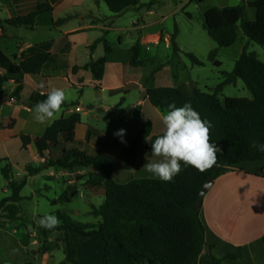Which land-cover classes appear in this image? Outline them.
<instances>
[{"label": "rangeland", "instance_id": "374dc122", "mask_svg": "<svg viewBox=\"0 0 264 264\" xmlns=\"http://www.w3.org/2000/svg\"><path fill=\"white\" fill-rule=\"evenodd\" d=\"M50 1L54 2L56 0ZM139 1L147 6L130 8L120 15H113L105 0H64L59 10L65 9V11L61 13L58 10L61 15L55 22L57 26H60L61 23H58V21L64 19L69 22L63 30L79 26L81 29H77L75 31L76 34L87 32L75 37L74 56L78 65L85 64L89 60L91 47L97 40L107 41L109 46H111L110 43L115 42V50L111 46L113 51L106 58L108 62L120 65L119 67L123 70V75H121L120 79L126 86L122 89L123 91L121 90L123 93L119 94V96L117 94L110 96L109 93L98 92L103 85L114 87L120 84L118 77L115 76L114 80L111 71H109L106 78L104 75V81L102 80L100 83L94 80L90 71L83 70V67L78 71H74V64L70 66L67 61L70 60L68 57L70 46L67 45V39L60 32L47 29L44 26L47 21L45 18L40 20V26L36 32H31L25 28L21 29V33L27 43L33 46L37 43H45L46 49L52 50L54 55H60L61 57L57 60L66 65L64 69H53V67H50L41 75L47 86L50 84L52 87L62 88L66 92V101L68 103L74 104L77 100H83L86 103L82 107L83 110H79V101L75 103L79 106V111H87L88 107L93 106L90 109L94 111L88 116L83 115V121L78 128L79 135L89 129L93 131L92 135L88 134L91 140H87L88 144L86 146L84 142L81 145H77L80 149L86 148L89 155H94L98 153V149H102L119 159L124 148L137 137L138 111L133 106L137 103L139 93L131 91V94L127 95L128 103L125 111L124 109L123 111L121 110L122 107L120 105L121 99L126 96L124 91L135 87L134 82L142 83L145 89L184 85L189 89L194 87L201 91L209 92L214 91L225 81L224 73H232L234 71L235 64L241 57L245 45L249 43L248 39L243 35L240 26H238L236 44L231 48L219 47L210 38L205 28L204 15L208 9L234 7L244 4L247 7L248 20L253 21L254 13L256 14V11L247 5L248 2L246 0H209L203 4H200L199 0ZM89 23L96 26L94 28L95 31L87 27ZM56 25L54 24V27ZM176 31H178L176 43L179 52H175L172 44V37ZM96 33H98L97 36L99 38L89 44L87 49V44L95 39ZM119 38H121L120 42ZM122 40H127L128 43L134 41V45L130 49L122 50L119 48L121 46L118 45V42L122 44ZM137 42L140 43V54L136 62L141 64L139 67H133L131 66L134 57L132 48ZM99 45H103V43L98 44L96 48ZM103 46L99 48L96 56H105ZM248 52L255 53L260 60L264 61V47L249 43ZM188 53L194 54L204 63V66L193 65L187 58ZM58 57L56 56V58ZM63 57L66 60L62 59ZM138 68H142V70L136 71L135 69ZM33 86L35 84L30 81L26 91H22L21 98L18 100L13 99L9 88H6V93L4 94L9 93L7 94L10 97L8 101L15 106L6 105L3 102L4 97L0 96V203L6 198H10L13 194L9 187V182L3 175V169L6 165L11 166L14 181L18 184L23 180L27 181V185L21 192V196L24 198L20 204L22 209L21 220L9 223L2 228L1 223L5 219L0 211V264L65 263L66 246L64 244V233L55 231L44 235V228L39 227L37 221L46 213L57 216V213L60 212L76 222L97 224L100 219L92 216V209L94 207L99 208L105 202V196L102 195L100 189H93L85 185L86 178H84V175L87 172L85 169L67 171L53 168L33 176L28 173V166L41 167L45 160L43 161L41 158V162L39 161L40 155L38 156L35 143L27 150H24L20 136L27 135L35 139L39 138L43 136L45 128L49 126L36 123L33 119V114L19 112L23 104L21 102L22 97L31 101L36 95ZM15 89L16 86H14L13 92ZM223 96L253 98L242 80H238L234 85H227L224 88ZM220 99L223 100V97L220 96ZM100 105L102 107H111L108 109L97 108ZM148 105L149 108L145 110V114L155 116L156 108L151 104ZM30 106L34 108V104ZM74 107L76 106L62 110L56 120L65 117L66 112L76 111L77 108ZM117 107L120 109L119 111L126 112L127 116L131 118L126 126L121 123L120 117L117 115ZM10 118L18 120L14 135L7 130L5 125V121ZM121 130H123V133L118 135ZM159 133V129L155 130V134ZM147 159L155 161L159 158L153 157L151 152L141 146L138 149L136 163L139 167L144 168L143 165L147 163ZM120 170L124 171L125 169L118 164L114 180L124 184L127 181L122 182L118 178L117 172ZM139 170L141 169H137L136 172ZM136 172L134 178H136ZM126 175L128 176V174ZM66 190H68V193L77 190L79 195L71 203L58 202L53 205L54 201H58ZM258 195L257 193L256 199H259ZM247 229L241 227L240 230L242 232ZM252 229V233L245 236L240 234V240L244 241L253 238L254 235L264 230V213ZM25 235L29 236L28 244H25ZM70 240L78 249V260L81 264H108L103 260L104 243L100 239L83 238L73 234L72 239L70 235ZM227 250L226 247L222 246L217 255L223 256V254L230 252ZM261 252H258L256 257L252 258L247 254L245 260L247 264H262L264 253L263 251ZM114 264H125V262L121 256H118Z\"/></svg>", "mask_w": 264, "mask_h": 264}, {"label": "trees", "instance_id": "16d2710c", "mask_svg": "<svg viewBox=\"0 0 264 264\" xmlns=\"http://www.w3.org/2000/svg\"><path fill=\"white\" fill-rule=\"evenodd\" d=\"M209 0H199L203 4ZM113 15H120L130 8L145 7L139 0H105ZM256 11V19H247V7L242 4L234 7L212 8L205 12V28L210 38L221 48H231L238 40V26L249 43L264 47V0L248 3ZM36 13L2 20L0 28L5 25L13 28L24 27L34 30ZM64 20L58 21L63 23ZM178 31L172 37L175 52H179L176 43ZM121 38H119V42ZM103 43L106 55L112 53L113 48L107 41L97 40L91 47ZM247 43L241 57L235 64L232 73H224L225 81L214 91L204 92L187 86L147 89V100L162 112L167 110L170 103L178 107L185 103L200 114L202 119L211 122V141L222 151L218 153V163L212 169L203 173L192 167H184L171 182H163L146 170L136 172V178L128 183L114 180L117 165L125 170L135 168L138 149L145 144V149L151 152V142L157 136H152V124L147 122L141 128L137 137L129 143L119 159L105 152L89 155L77 147L82 142L75 141V130L81 124V115L74 113L68 117L56 120L47 128L43 136L33 140L30 136L21 135L22 147L27 150L32 142L44 159L41 167L28 166L30 175H37L44 170L59 168L67 171L85 169V185L93 189H100L105 196V202L99 208L92 209V216L100 221L97 224L80 223L72 220L63 213H57L62 224L52 230L44 229V235L55 231L64 233L66 246V262L62 264H81L78 260V249L70 240L71 234L83 238H98L104 243L103 260L112 264L114 256L111 243L116 242L120 252L128 258L129 264H194L203 254L205 230L200 220L201 192L208 181H216L228 168L243 163H264V152L252 148L251 142L264 143V61L255 53L248 52ZM134 57L131 66L139 67L136 62L140 54V43L132 48ZM187 58L198 67L204 63L194 54L188 53ZM108 59L106 57L91 61L82 69L90 71L96 82H102ZM220 66V65H217ZM50 67L64 69L65 63L57 60L51 53H40L24 61L15 56L9 57L0 48V69L6 73L0 75V94L6 93V86L14 83L15 91L11 97L20 99L24 90V79L27 75L39 76ZM79 67H74L78 71ZM242 80L253 98L224 97L223 91L227 85H234ZM46 85L45 81H43ZM39 88L35 96L36 102L45 99L40 95ZM223 97V100L220 99ZM34 104V106H35ZM33 106V107H34ZM78 106L65 101L62 110ZM15 121L12 120L8 129L13 130ZM92 135V129L88 130ZM159 136V135H158ZM46 154H48L46 156ZM1 163V161H0ZM3 175L9 182L12 196L0 203V211L5 221L3 228L9 223L21 220V202L24 198L21 192L27 185L23 180L20 184L13 180L12 168L6 165ZM264 179V176H257ZM81 180V179H80ZM69 190V189H68ZM64 192L58 202L71 203L79 192ZM25 244L29 236L25 235ZM264 242V236L262 237ZM242 258L239 251L229 254L227 260ZM215 264H224V260L213 258ZM32 264V263H28Z\"/></svg>", "mask_w": 264, "mask_h": 264}, {"label": "crops", "instance_id": "0c3cea01", "mask_svg": "<svg viewBox=\"0 0 264 264\" xmlns=\"http://www.w3.org/2000/svg\"><path fill=\"white\" fill-rule=\"evenodd\" d=\"M246 1L248 3H253L256 0H246ZM63 2L64 0H56L54 2H51L50 0H0V18L2 20H6V19H11L13 17L27 16L31 13H36L37 14L35 17L36 26L34 30L25 28L26 30H30L31 32L38 31V28L40 26V20L45 18L47 21L44 23V26L47 29H52L56 32H60V34L67 39L68 41L67 45L70 46L69 47L70 53L68 54L70 60L67 61L70 66L74 64L75 67L82 68L91 61H97L101 58L107 57L106 53L104 57L96 56L99 51V48L103 46V45H99L94 51L92 50L90 51L91 56L88 58L89 60L85 64L82 65L77 64L74 56L75 47H76L75 37L79 35H83L84 33L87 32L76 34L75 31H77V29H81L79 26L71 27L63 30L65 25L69 22V21L67 22L64 19H62L64 20V22L61 23L60 26L56 25L55 22L58 18H60L61 15L59 14V11H61V13L65 11V9L59 10ZM255 19H256V14L254 13V20ZM249 21L252 22L250 19ZM54 24L56 25L55 27ZM87 27L93 30L94 28H96V26H94L92 23H89ZM22 28L24 27L13 28L7 25H5L3 29L0 28V48L9 57L13 58L16 56L19 59V61H24L40 53H51L52 55H54L52 50L46 49L45 43H37L36 45H34L35 47L32 44L27 43L25 41L24 36L21 33ZM97 35L98 33H96L95 39L87 44V49L89 44L95 42L99 38ZM133 42L134 41L128 43L127 40L124 41L122 40V44L118 42V45L121 46L119 47L120 49L126 50V49H130L134 45ZM110 44L115 50V46H114L115 42ZM55 56L57 57L59 56L57 59L61 57L60 55H55ZM64 57L62 59H64ZM64 60H66V58ZM119 66L120 65L114 62L113 63L108 62L105 70V78L107 77L109 71H111V75L112 77H114V80L116 77H118L120 84L114 87L103 85L102 88L98 90V92L109 93L110 96L116 94L117 96H119V94L121 95V93H123L121 92V90L125 88L126 85L122 83L120 79L121 75H123V70ZM135 70L136 71L142 70V68H138ZM5 73L6 72L4 70L0 69L1 76H4ZM30 81L33 82V84H35V86L33 87L37 93L39 84L43 82V77L41 75L39 76L27 75L24 79V87H25L24 92L26 91ZM134 83L136 85L135 87H133L130 90L124 91L126 93V96L121 99L120 102V105L122 107L121 110L123 111L124 109L125 111V107L128 103L127 95L129 96L131 94V91H137L139 93L137 103H135V105L133 106L134 109L138 111L137 135L140 132L143 125L147 122H150L152 124V129H153L152 136L161 135L163 132V124L161 120L162 112L159 109H155L156 112L155 116H152L151 114L148 115L145 114V110L149 108L148 104H150L149 101L147 100V89L144 88L142 83H137V82ZM14 86H15L14 83H9L6 86V88H9L10 94H12L14 90ZM7 94H0V96L4 97L3 102L8 106H15L14 104L9 103L8 98L10 99V97ZM35 96L31 101L26 100L24 97H22L21 102L23 104H22V108L19 109V112L32 114L31 111L32 108L30 105L35 104ZM78 101H79L80 109L79 106L74 107L77 108V110L76 111L71 110L70 112H66L65 117H68V115L74 113H79L81 115V123H82L83 115L88 116L94 110L90 109V107H93L90 106L88 107L87 111H79V110H83L82 107L86 103L83 102V100L82 101L77 100L74 103H77ZM69 104H73V103H69ZM99 107L101 108L102 105L97 106V108ZM110 107L111 106H105L102 108L108 109ZM119 110L120 109L117 107V115L120 117L121 123L126 126L131 118L127 116L126 112L123 113ZM12 120L15 121V126L13 130H10L8 129V126ZM0 121H1V117H0ZM5 125L7 127V130L11 132L12 135H14V130L18 126V120L16 118L7 119L5 121ZM49 126L45 128L44 133ZM80 126L81 124H79L75 130V141L82 143L84 142L86 146V144H88L87 140H91V139L88 136V131L82 133L81 135L78 134V128ZM157 129L160 130L159 134H155V130ZM30 137L33 140H35V138H33L32 136ZM32 144H34V142H32L31 145ZM143 146L145 148V144ZM82 150L87 152L86 148ZM101 151L111 155L109 152L105 150L98 149V152ZM41 160L42 159L39 156V161L41 162ZM137 169L146 170L145 168L139 167L138 164L136 163L135 169L133 170L118 171L117 174L119 180L122 182L124 181L130 182L134 180L135 172ZM126 174H128V176ZM256 175L264 176L263 162L243 163L237 166L230 167L216 181H214L213 186L206 192V194L201 200V210H200V220L205 230L206 246L203 254L194 264H215L213 262V258L224 260V264H247V262L245 261L247 254L252 258L254 256L256 257L258 252L262 253L261 251H263L264 253V242L262 241V237L264 236V230L254 235L253 238L244 241L240 240L239 238L240 234L242 235L244 234L245 236L249 233H252L253 230L252 228L256 225L257 221L260 219V217H262L264 213V179L258 178L256 177ZM257 193L259 194L258 195L259 199L255 198L257 197ZM241 227L248 229L246 231L243 230L241 232L240 230ZM72 235L73 234H71V239H72ZM222 246L226 247L228 249L227 251L230 252H227V254H223V256H218L217 252L220 250ZM111 250L114 256V262L112 264L116 263L118 256H121L123 258L125 264H129L128 258L120 252L119 246L116 242L111 243ZM239 251L242 254L241 259L238 260L226 259V257L229 254H236ZM262 264H264V261L262 262Z\"/></svg>", "mask_w": 264, "mask_h": 264}, {"label": "clouds", "instance_id": "9594fccd", "mask_svg": "<svg viewBox=\"0 0 264 264\" xmlns=\"http://www.w3.org/2000/svg\"><path fill=\"white\" fill-rule=\"evenodd\" d=\"M40 95L45 99L36 102L31 109L36 123L50 125L61 113L66 101V92L59 87L39 84ZM163 132L151 142V154L159 158L155 161L147 159L143 165L147 172L163 182H171L184 167H192L203 173L218 163V153L222 150L211 141V122L202 119L200 114L185 103L177 106L170 103L162 113ZM121 130L119 134H122ZM252 148L264 152V143L252 141ZM39 227L52 230L58 228L62 221L54 214L46 213L38 221Z\"/></svg>", "mask_w": 264, "mask_h": 264}, {"label": "water", "instance_id": "95a60500", "mask_svg": "<svg viewBox=\"0 0 264 264\" xmlns=\"http://www.w3.org/2000/svg\"><path fill=\"white\" fill-rule=\"evenodd\" d=\"M213 183H214L213 180H210L207 182V184L205 185L204 189L201 192V195H200L201 200L204 197V195L206 194V192L213 186Z\"/></svg>", "mask_w": 264, "mask_h": 264}]
</instances>
